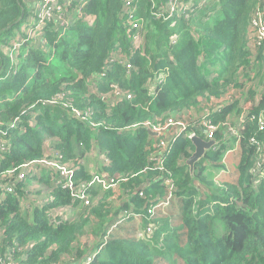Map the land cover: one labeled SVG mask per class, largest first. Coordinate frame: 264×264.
<instances>
[{
    "label": "trees",
    "instance_id": "obj_1",
    "mask_svg": "<svg viewBox=\"0 0 264 264\" xmlns=\"http://www.w3.org/2000/svg\"><path fill=\"white\" fill-rule=\"evenodd\" d=\"M167 2L139 0L144 53L132 56L131 71L111 63L106 76L94 80L113 52L131 45L125 0L71 5L68 25L48 22L42 45L23 30L34 26L25 21L34 16V7L27 0H0V228L9 240L0 247V259L10 256L11 264H264V180L258 175L264 166V42L257 40L253 22L256 13L264 14V0H208L174 26L176 16L164 20L154 14ZM69 3L59 0L62 8ZM13 40L22 49L12 73L4 48ZM111 83L134 97L114 103ZM171 119L184 120L195 136L217 142L193 172L187 164L195 150L189 135L162 154V163L150 161L158 137L149 124L162 128ZM209 124L215 126L213 138ZM51 138H59L51 145L63 153L57 167L71 169L74 158L97 144L102 161L110 159L103 174L117 181L106 195H93L97 202L72 221L56 211V203H74L79 192L57 181L47 205L32 204L33 212L19 206L20 200L33 202L29 184L43 191L50 176L63 183L52 166L40 177L19 179L21 166L42 159ZM229 142L238 143L240 161L234 165L226 162ZM71 173L91 179L84 167ZM56 213L64 221L59 226L50 221ZM85 233L96 236L93 244L77 243ZM101 244L100 253L89 258Z\"/></svg>",
    "mask_w": 264,
    "mask_h": 264
},
{
    "label": "rangeland",
    "instance_id": "obj_2",
    "mask_svg": "<svg viewBox=\"0 0 264 264\" xmlns=\"http://www.w3.org/2000/svg\"><path fill=\"white\" fill-rule=\"evenodd\" d=\"M31 2H33V7L36 10V16H32L27 18L25 21L27 23L29 22H36L38 21L40 12L37 10V5L39 3L40 0H30ZM88 0H70L71 4L74 5L75 3H81V2H86ZM203 0H197L198 3H201ZM54 13H52L54 16L51 17L49 20H55L57 19L60 15H63L67 18V15L70 14L72 12V10L70 9V6H63L60 7L57 11H53ZM190 17V16H189ZM263 23L260 22V20L257 18V14H255L253 16V22H254V29H256L257 31V40H259L261 43L264 42V20H262ZM25 29L24 32L28 31L29 27L24 25ZM20 32V31H19ZM249 34H251L249 32ZM42 35V32H35L34 36L32 37V40H38V38ZM142 35L144 36V46H146V39H145V34H144V30L142 32ZM20 43L16 42V41H12L11 43H8L6 45V47L4 48V53L6 56H13V57H17L22 49V47L18 46ZM16 47V48H15ZM143 51V50H142ZM264 71V70H263ZM248 84V83H247ZM231 97V96H229ZM232 98V97H231ZM231 100V99H229ZM232 101H229L227 103V105L231 104ZM218 107H220V104H217ZM76 114L78 113L77 111H75ZM86 114V111L83 112V114H80L81 116H84ZM78 115V114H77ZM31 121L34 124L33 119H31ZM217 125H221V120L218 121L216 123ZM213 128V127H211ZM176 130L179 132V128L176 126H173L172 129H164L162 131H151L152 135H163L165 137H170L172 134H174L176 132ZM189 134H192V131L189 132ZM53 141V140H51ZM238 144V143H236ZM234 148H236V146H234ZM93 152L88 153L87 151H84L82 154H79V156L74 160H73V165L71 168H79L81 169L82 167H84L85 171H89V176H91V183H93V189H89V191H92L93 193L90 194L88 193L85 189H83V185H84V181L83 180H79V179H75L72 174H71V169H68L67 167L61 165L59 167H57V165L60 163V159L59 157H61L63 155L62 151L58 148V147H54L53 145H51V142H48V144L45 146V151H44V159L46 160L44 163L46 165H54L55 167V172H59L62 176H63V182L66 184H71V182L73 183L71 186L72 189L73 188H77L76 190L80 193V198L79 200H77L76 202L72 203L68 202V203H64L63 201H57L56 203V211L60 214H64V213H68L70 216V220L72 221V218L74 216H76L77 214L81 213L82 211H84L87 206H91L93 204H95L97 202V199H99V194L98 192L101 191V193L103 195L105 194V190H107L108 188L111 189H116V179H111L109 177L108 174H103L105 172V167L106 164H110V159L109 158H105V163L102 161L103 160V156L102 155H98L99 152V146L97 144H94V146H92L91 148ZM240 151V149H239ZM157 154H159V152H151L149 155L150 161L156 162V156ZM237 154V157H235V155ZM240 153L238 152V148L236 150V152L230 153L227 156V161H232L234 164L239 163L240 158H239ZM237 173V171L235 170V174ZM208 174H213L215 176V172L214 171H209ZM219 174H221V170L219 171ZM50 176V175H49ZM221 179V177L218 178V180ZM55 181H60L55 177L50 176V180H49V184L44 185L46 186V190H44L42 192V194L39 196L38 199L41 198H45L48 196L49 193H54L55 187H54V182ZM76 181H79L76 183ZM64 188H66V185L64 186ZM68 188V187H67ZM53 190V191H52ZM75 190V189H74ZM109 190V189H108ZM104 192V193H103ZM97 193V194H96ZM93 195H96L95 198H93ZM174 197V195H169V199L172 200ZM50 196H48V198H45V202H47V199H49ZM124 200V197L121 198V201ZM21 202L19 203V206L25 210V207L27 206V202L28 201H24V200H20ZM42 202H38V204H41ZM49 203V202H48ZM176 203H177V198L175 200V204H173V209L175 210L176 207ZM168 204V203H167ZM161 204H158L157 206H160ZM32 208V207H31ZM172 210V209H170ZM30 212H33V208L32 210H30ZM72 214V215H71ZM21 220V219H20ZM1 221V220H0ZM1 224V222H0ZM54 225V224H52ZM1 228H0V244L2 247V245H7V243L9 242L8 238L4 237V233L1 232ZM79 238H81L79 241H77V243H79L80 241L83 244L86 245H91L95 242L96 236L93 235L92 233H85L81 236H79ZM10 246V245H9ZM20 249V248H19ZM77 249V248H76ZM74 250V249H73ZM7 260H2L1 264H11V260H9L11 257L10 256H6ZM169 262L173 263L172 259H168ZM168 263V262H167Z\"/></svg>",
    "mask_w": 264,
    "mask_h": 264
},
{
    "label": "built area",
    "instance_id": "obj_3",
    "mask_svg": "<svg viewBox=\"0 0 264 264\" xmlns=\"http://www.w3.org/2000/svg\"><path fill=\"white\" fill-rule=\"evenodd\" d=\"M208 0H203L201 3H198L197 0H168V2L166 3V5L163 7L161 6L159 9L155 10V15L157 18H164V19H169L173 16H184L185 18H189V16L191 15V12L194 13L197 10V6H202L204 3L206 4ZM71 2L69 4H66L65 6H71ZM138 5H139V0H125V9H124V15L127 18V24L129 26L130 30H133V42H132V48H131V53H134L136 50H140L142 51L145 46H144V36L142 35L143 32V21H140L136 18L137 15V11H138ZM60 8V4H59V0H40L38 5H37V10L40 12L38 21L34 22V26L33 27H29L28 31H26V33L30 36L33 37L34 33L39 31L42 32V35L38 38L40 40L43 41V31L45 29V27L47 26L48 22H50V18L53 17L54 15L52 13H54L53 11H57ZM257 14V18L260 20L261 23H263L262 20H264L263 16L264 14L262 12L256 13ZM34 16H36V10H34ZM55 21L56 23L65 26L68 25V21L67 18L63 15H60L57 19L52 20ZM25 29V27H24ZM23 29V30H24ZM19 39V38H18ZM19 46V45H18ZM16 48V47H15ZM12 60V62H15L16 57L13 56H9ZM113 62H119L123 65L126 66L127 69L131 70L133 68V64L129 59V55L127 53H125L121 48L119 50H117L116 52L112 53L106 60V63H113ZM106 74L105 70L103 72L100 73V75H104ZM99 75V76H100ZM112 93L115 94L116 97L119 98V100L121 98L127 97L128 99H131L133 97V94L130 92H125L123 91L118 85H112ZM54 101L56 99V96H54L52 98ZM79 114V113H78ZM80 115V114H79ZM186 122L183 121H174L173 119L169 120L167 126L162 127V128H154L149 124V128H152V130L154 131H162L164 129H172L173 126H176L179 128V132L176 130V135L178 136L180 135L183 131L187 132V127ZM209 137L213 138L212 134H213V128H215V126L213 124H209ZM213 127V128H211ZM2 131H0L1 133ZM195 133V130L192 131L191 136H193ZM168 141L164 138H162L159 142H158V147H159V154L158 157L156 156V160L159 161V163H162L163 159H162V154L168 149ZM6 144V142H4L1 146L4 147ZM46 160L42 159L41 161H39L38 163H40L43 166L46 167H50L52 165H46L44 162ZM37 166L36 162H30V163H26L25 164V169L22 172H19V179L24 180L26 178V174L27 171L31 168H33L34 166ZM264 163L261 165L263 166ZM54 169L55 167L52 166ZM70 169V168H68ZM73 168H71L72 170ZM72 176L74 177V174L71 173ZM59 175L63 178V176L59 173ZM61 178V179H62ZM58 179V178H57ZM59 180V179H58ZM58 183L62 184L63 186L66 185V187L71 186L73 183L71 182V184H65L61 183L60 181H57ZM73 189H77V188H73ZM65 214V213H64ZM58 215V214H57ZM57 223H59L58 220H56Z\"/></svg>",
    "mask_w": 264,
    "mask_h": 264
},
{
    "label": "clouds",
    "instance_id": "obj_4",
    "mask_svg": "<svg viewBox=\"0 0 264 264\" xmlns=\"http://www.w3.org/2000/svg\"><path fill=\"white\" fill-rule=\"evenodd\" d=\"M206 4L204 3L202 6H200L199 7V9H201V8H203L204 6H205ZM35 10V9H34ZM138 11H139V5H138ZM138 11H137V16H138ZM154 14H155V12H154ZM193 14V13H192ZM192 14L190 15V17L189 18H186V19H190L191 18V16H192ZM156 16V15H155ZM182 17V16H181ZM181 17H178V16H176V19H174V21L172 22V24H171V26H174L175 24H176V22H177V20L179 19V18H181ZM184 17V16H183ZM185 18V17H184ZM164 19V18H163ZM164 20H167V19H164ZM127 25V24H126ZM128 29H129V26H128ZM130 30V29H129ZM130 33H131V37H132V39H131V45H130V47L129 48H126V49H124V47H120L125 53H127L128 55H129V59H130V61L132 62V56L133 55H135L137 52H140V53H144V49H143V51H140V50H136L134 53H131V48H132V42H133V33H134V31L133 30H130ZM176 38V37H175ZM175 38L173 39V41H172V43H175ZM42 43H43V41L42 40H40V39H38V40H36L35 42H34V44H41L42 45ZM119 48V49H120ZM119 49H117V50H119ZM116 50V51H117ZM115 51V52H116ZM114 53V52H113ZM8 58H10L9 56H7ZM11 59V58H10ZM16 62H17V59L15 60V62H12V60L10 61V71L13 73V72H15L14 70H13V66H16L15 64H16ZM113 63H117V64H120V65H123V64H121V63H119V62H113ZM109 64H111V63H106V66L104 67V70L106 71V69H107V66L109 65ZM132 64H133V62H132ZM123 66H125V65H123ZM126 67V66H125ZM133 67H134V64H133ZM127 69V68H126ZM1 70H2V68H1ZM132 70V69H131ZM131 70H129V69H127V71L129 72V71H131ZM103 72V71H102ZM101 73V72H100ZM100 73H97V74H95V75H93L92 76V79H94V80H101V79H103L105 76H106V74H104V75H100ZM100 75V76H99ZM151 83V82H150ZM150 83H149V85H150ZM112 85H118L119 87H120V85L118 84V83H111L110 84V86H111V88H112ZM121 88V87H120ZM122 89V88H121ZM123 91H125V92H130V93H132V91H129V90H124V89H122ZM112 91V90H111ZM110 91V93H112ZM133 94V93H132ZM116 97V96H115ZM133 97H134V94H133ZM132 97V98H133ZM124 98H126V99H128L127 97H124ZM131 98V99H132ZM117 100H119V98L118 97H116V99H115V102L114 103H117ZM37 105V104H36ZM35 105V106H36ZM34 106V107H35ZM31 110V109H30ZM30 125H33V122L32 121H30ZM150 131V133H151V131H153V132H155L154 130H152V128H148ZM190 131H193V129H187V132H182L180 135H178V136H175L176 135V133L177 132H175L174 134H172L170 137H165V136H163V135H153L154 137H158V138H155V140H156V143H157V145L155 146L156 148H157V150L155 151V152H157L158 153V151H159V147H158V141H160L162 138H164V139H166L168 142V149L167 150H172V148H173V146H174V143H175V141L179 138V137H182V136H184V135H189V136H191L190 134H189V132ZM191 137H195V133H194V135L193 136H191ZM51 140H53V141H51ZM59 140V138H51L50 140H49V142H51V143H53L54 141H58ZM215 141V140H214ZM215 144H217V142L215 141V143L212 145V147L215 145ZM234 146H236V148H237V144H235ZM54 147H56V146H54ZM211 147V148H212ZM235 148V149H236ZM45 149V148H44ZM166 150V151H167ZM165 151V152H166ZM91 154V153H90ZM157 157H158V154H157ZM42 159H44V155H43V158ZM42 159H32V160H29V161H27L26 163H30V162H36L37 163V166L35 165L33 168H31V169H29L28 171H27V174H26V178L25 179H33V178H37V177H40L41 176V173H42V171H43V168H45L46 166H43V165H41L40 163H38L39 161H41ZM202 159V158H201ZM156 162H157V160H156ZM227 162V161H226ZM25 163V164H26ZM105 163V162H104ZM25 164H23L22 166H21V168H20V172H22V171H24V170H26L25 169ZM106 164V163H105ZM228 164V163H227ZM109 166V164H106V167H108ZM75 168H77V167H75ZM55 170V169H54ZM55 173H58L59 174V172H55ZM109 175V174H108ZM259 176H260V180H264V166H263V169H262V171L258 174ZM22 181V180H21ZM91 181H92V179H90L89 181H84V185H83V189H85L86 191H88V189H93V183H91ZM77 182H79V181H76V183ZM37 186H35L34 184H29L28 185V192H29V194H31V201H33L32 203H30V201H28L27 202V206L29 207V209L30 210H32V208H31V205L32 204H35L36 206L37 205H47L48 204V199H47V202H45V198H48V196L47 197H45V198H41V199H38L39 198V196L42 194V192L44 191H41L40 189H35ZM38 187H41V186H38ZM88 187V188H87ZM253 187H254V189L255 190H257L258 188H259V186L257 185V183L256 182H253ZM74 190V189H73ZM76 190V189H75ZM40 193V195H37V194H35V193ZM79 195H80V193H79ZM38 202H42L41 204H38ZM55 213V212H54ZM57 214V213H56ZM65 214H67V213H65ZM56 220H58L59 221V223H57V221ZM50 221H53V226H59L62 222H64L63 220H61V218H60V216L59 215H56V216H52V218L50 219ZM52 225V224H51ZM105 245L104 244H101V245H99L98 246V248L97 249H95V251L92 253V255H90L89 256V258L91 257L92 259H94V257H96L99 253H100V251L103 249V247H104ZM89 261L90 260H88V262L87 263H85V264H89Z\"/></svg>",
    "mask_w": 264,
    "mask_h": 264
},
{
    "label": "water",
    "instance_id": "obj_5",
    "mask_svg": "<svg viewBox=\"0 0 264 264\" xmlns=\"http://www.w3.org/2000/svg\"><path fill=\"white\" fill-rule=\"evenodd\" d=\"M0 71H1V68H0ZM192 142L195 146V150L192 153V155L187 159V164L189 165L191 172L194 171L196 162L206 155L207 151L211 149L215 141L206 140L203 137L195 136L192 138Z\"/></svg>",
    "mask_w": 264,
    "mask_h": 264
},
{
    "label": "crops",
    "instance_id": "obj_6",
    "mask_svg": "<svg viewBox=\"0 0 264 264\" xmlns=\"http://www.w3.org/2000/svg\"><path fill=\"white\" fill-rule=\"evenodd\" d=\"M28 4L30 6L33 7V2H31L30 0H27ZM229 145H230V149L227 151V156L230 154V153H233V152H236L237 149L234 148V146H231L232 144L229 142ZM237 155V154H236ZM228 165H234V163L232 161H227Z\"/></svg>",
    "mask_w": 264,
    "mask_h": 264
}]
</instances>
